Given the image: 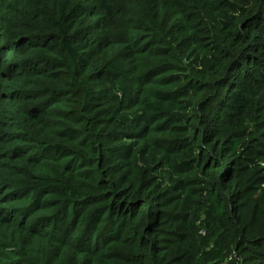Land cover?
<instances>
[{
  "label": "trees",
  "instance_id": "1",
  "mask_svg": "<svg viewBox=\"0 0 264 264\" xmlns=\"http://www.w3.org/2000/svg\"><path fill=\"white\" fill-rule=\"evenodd\" d=\"M260 162L264 0H0V264H194L195 196L264 264Z\"/></svg>",
  "mask_w": 264,
  "mask_h": 264
},
{
  "label": "rangeland",
  "instance_id": "2",
  "mask_svg": "<svg viewBox=\"0 0 264 264\" xmlns=\"http://www.w3.org/2000/svg\"><path fill=\"white\" fill-rule=\"evenodd\" d=\"M119 64L120 62L116 64L113 71H118ZM128 79L129 78H123L122 80L120 79L119 83L116 84L115 90H119L120 94L122 91H125L128 84ZM159 108H162L161 110L169 109V107L162 106H159ZM146 155L139 156L140 162L149 169L150 174H154L158 177V180L162 182L164 187L172 186L173 188L183 180L189 182L190 180L194 179V177H180L177 174L171 172L166 164H161V161H158L160 159L158 156L154 157V155L151 154ZM257 169L259 170L262 178H264V162H260ZM190 186L193 190H197L198 188L196 183H193ZM194 199H196V203L193 205L191 204V212L196 222V229L188 237V242L191 243L197 250V258L194 264H233L235 255L233 253L227 254L226 249L221 243V240L218 238L221 235L222 239L224 230H218L219 232L217 235L214 233V231L217 229V225H215V223L219 222L217 220V215L207 209L205 206V199L197 200L196 196ZM256 204L258 205V208L255 210ZM263 209L264 182L261 185V189L257 197L245 209L244 219L249 221L255 215H257V218H259V214ZM206 225H208V227ZM219 228H221V226H219ZM238 260V264H242L243 258L238 257Z\"/></svg>",
  "mask_w": 264,
  "mask_h": 264
}]
</instances>
